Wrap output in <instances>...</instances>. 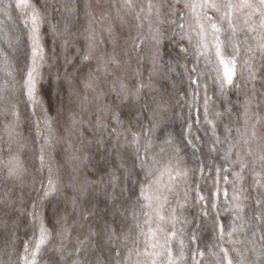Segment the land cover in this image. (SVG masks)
Listing matches in <instances>:
<instances>
[{
    "label": "clouds",
    "instance_id": "obj_1",
    "mask_svg": "<svg viewBox=\"0 0 264 264\" xmlns=\"http://www.w3.org/2000/svg\"><path fill=\"white\" fill-rule=\"evenodd\" d=\"M0 264H264V0H0Z\"/></svg>",
    "mask_w": 264,
    "mask_h": 264
}]
</instances>
